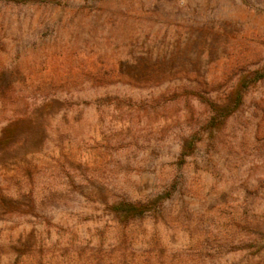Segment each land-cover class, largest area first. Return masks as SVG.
<instances>
[{
    "label": "rangeland",
    "instance_id": "374dc122",
    "mask_svg": "<svg viewBox=\"0 0 264 264\" xmlns=\"http://www.w3.org/2000/svg\"><path fill=\"white\" fill-rule=\"evenodd\" d=\"M0 264H264V0H0Z\"/></svg>",
    "mask_w": 264,
    "mask_h": 264
},
{
    "label": "trees",
    "instance_id": "16d2710c",
    "mask_svg": "<svg viewBox=\"0 0 264 264\" xmlns=\"http://www.w3.org/2000/svg\"><path fill=\"white\" fill-rule=\"evenodd\" d=\"M242 96L238 98V105L241 103Z\"/></svg>",
    "mask_w": 264,
    "mask_h": 264
}]
</instances>
